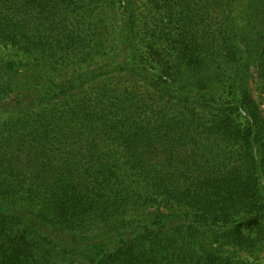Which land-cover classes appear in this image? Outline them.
<instances>
[{
	"label": "trees",
	"instance_id": "16d2710c",
	"mask_svg": "<svg viewBox=\"0 0 264 264\" xmlns=\"http://www.w3.org/2000/svg\"><path fill=\"white\" fill-rule=\"evenodd\" d=\"M141 2L0 0V264L264 259V0Z\"/></svg>",
	"mask_w": 264,
	"mask_h": 264
},
{
	"label": "rangeland",
	"instance_id": "374dc122",
	"mask_svg": "<svg viewBox=\"0 0 264 264\" xmlns=\"http://www.w3.org/2000/svg\"><path fill=\"white\" fill-rule=\"evenodd\" d=\"M141 1L142 2L139 5L141 7V11L146 13L148 11V8H147L148 0H141ZM114 14L115 12H113V9L111 8V11L107 15L108 21L105 22L108 52L106 53V55H97V56L91 57L90 60L87 61V64H85L84 66L89 65L90 67H95L97 65L104 64V63H113V62L123 61L124 53L120 51L117 52L116 48H114V51L112 50V48L114 47V44L112 43H114L117 40V28L119 27V23L117 20H116V25L114 24V21H115ZM65 73L67 72H64L63 74ZM56 77H59V74L56 75ZM259 87L260 86H258V84H256L255 82V84L253 85L254 96L256 100L261 104L262 109L264 110V94H262L260 91L257 90ZM260 263L264 264L263 258L261 259Z\"/></svg>",
	"mask_w": 264,
	"mask_h": 264
}]
</instances>
